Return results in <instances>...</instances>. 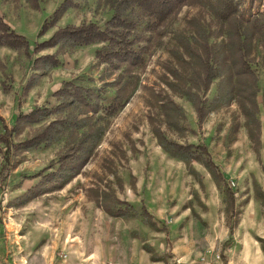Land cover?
I'll list each match as a JSON object with an SVG mask.
<instances>
[{
  "label": "rangeland",
  "instance_id": "rangeland-1",
  "mask_svg": "<svg viewBox=\"0 0 264 264\" xmlns=\"http://www.w3.org/2000/svg\"><path fill=\"white\" fill-rule=\"evenodd\" d=\"M39 1L36 10L26 0H0V16L32 45L70 24L103 26L115 11V0H77V8L38 38L64 0ZM241 1L245 22L264 12V0ZM225 29L204 0H192L157 31L145 32L142 65L120 70L98 62L102 44L60 54V66L52 70L34 68V61L56 49L30 58L25 51L0 48V114L9 127L19 112L56 106L54 92L69 81L102 91V106L111 104L120 88L126 96L113 117L103 108L90 113L91 124L97 121L105 133L89 157L68 169L61 187L49 190L41 184L35 196L24 197L42 176L59 169L61 157L72 153L84 130L11 157V176L0 189V264H182L185 257L197 255L225 264H264L262 44L256 43L247 58L257 81L256 97L250 95L256 108L245 103V86L238 76L233 78L236 99L202 122L184 95L191 89L207 105L218 95L221 79L208 91L199 83L198 55H203L205 41L215 45L226 39ZM231 69L234 74L233 65L229 73ZM246 107L255 114L248 118ZM56 117L25 126L14 143L31 138ZM158 132L180 144H206L223 175L221 185L200 162L167 153ZM4 163L0 154V171ZM127 204L136 216L111 214ZM143 207L150 216L143 214Z\"/></svg>",
  "mask_w": 264,
  "mask_h": 264
},
{
  "label": "trees",
  "instance_id": "trees-1",
  "mask_svg": "<svg viewBox=\"0 0 264 264\" xmlns=\"http://www.w3.org/2000/svg\"><path fill=\"white\" fill-rule=\"evenodd\" d=\"M192 0H115L113 4L114 14L103 26L95 22H85L79 25L70 24L58 28L55 33L43 42L32 43L21 34L13 31L8 23L0 16V48L6 47L12 50L25 51L28 57L47 49H56L54 54H46L34 61V68L45 66L52 70L60 66L59 55L76 48L89 47L102 44L103 47L97 51L96 58L100 64H106L112 70H120L123 67L136 68L144 63L146 55L145 32H155L161 28L174 14L179 12ZM32 8H40L39 0H26ZM204 3L212 11L221 25L226 26L227 38L220 43L210 45L208 41L203 43V55H198L201 73L196 76L199 83L203 84V90L208 91L212 82L221 79L218 95L209 104L197 100V95L190 93L191 89L184 91L197 109L200 122L204 121L209 113L214 112L222 104H230L236 99L239 92L233 86L234 76H238L239 83L245 86L242 89L243 98L246 103L256 102L250 95L256 97L258 92L257 81L254 71L251 69L249 55L254 51L256 43L260 42L264 49V12L254 16L245 22L241 16L243 2L241 0H204ZM77 0H64L55 10L50 19H47L38 38L52 28L63 18L70 9L77 8ZM231 61V63H230ZM231 65L235 73H229ZM45 74V73H44ZM253 79V80H252ZM127 82V81H125ZM5 85V84H4ZM125 86V85H124ZM4 90H8L5 85ZM102 91H95L72 81L66 82L62 88L54 92L58 104L53 107H34L30 112L17 113L15 123L9 127L0 114V122L3 131L0 132V154H3L5 163L0 171V189L6 187L11 176L13 164L11 157L19 152L34 151L41 146L50 147L60 142L66 136L84 130L77 146L72 148V153L61 157L60 167L41 177L40 182L34 189L24 195L30 199L36 195L41 184H47L49 190L61 187L67 183L66 175L73 164L90 156L93 149L98 145L105 133L103 125L97 121L91 124L90 113L98 114L104 109L107 117H113L125 105V94L118 89L117 95L108 106H102ZM199 98V97H198ZM251 109L245 108V114L249 118ZM58 116L51 120L34 136L26 140L14 143L13 137L25 126H33L47 121L49 118ZM103 116L99 115V119ZM158 140L161 147L173 157L184 161H196L203 164L221 185L223 175L219 173L218 166L214 163L206 144L192 145L180 144L167 139L158 132ZM227 192L229 189L227 188ZM231 202L234 204L232 196ZM133 210V211H132ZM114 217H134L137 215L133 207L127 204L125 209L111 211ZM143 214L150 216L146 207Z\"/></svg>",
  "mask_w": 264,
  "mask_h": 264
},
{
  "label": "crops",
  "instance_id": "crops-1",
  "mask_svg": "<svg viewBox=\"0 0 264 264\" xmlns=\"http://www.w3.org/2000/svg\"><path fill=\"white\" fill-rule=\"evenodd\" d=\"M3 48H6V47H3ZM2 49V48H1ZM9 49V48H8ZM216 260H217V258H216ZM215 259H214V257H207V258H205V259H203L202 257H199L198 255H197V257H195L194 258V256H193V259L191 258V257H185L183 260H182V264H225V263H223L222 261H216ZM226 264H231L230 262L229 263H226Z\"/></svg>",
  "mask_w": 264,
  "mask_h": 264
}]
</instances>
